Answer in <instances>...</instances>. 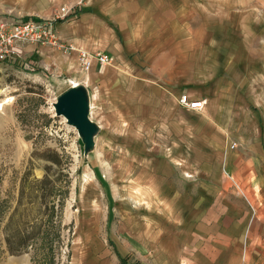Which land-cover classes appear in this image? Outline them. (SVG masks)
<instances>
[{"label": "rangeland", "instance_id": "1", "mask_svg": "<svg viewBox=\"0 0 264 264\" xmlns=\"http://www.w3.org/2000/svg\"><path fill=\"white\" fill-rule=\"evenodd\" d=\"M52 1L26 0L38 12L27 14L45 17L39 13L66 5L51 8ZM93 6L127 50L95 70L89 117L100 130L86 157L76 130L53 109L74 68L29 65L27 50L20 61L0 63V264H116L122 234L162 229L172 205L200 185L194 175L210 174L224 148L243 158L254 153L242 139L256 130L252 109L264 124V0ZM111 46L99 51L112 57ZM184 95L204 100V110L181 107ZM45 177L55 187L50 256L41 240L11 255L3 229L21 183Z\"/></svg>", "mask_w": 264, "mask_h": 264}, {"label": "crops", "instance_id": "2", "mask_svg": "<svg viewBox=\"0 0 264 264\" xmlns=\"http://www.w3.org/2000/svg\"><path fill=\"white\" fill-rule=\"evenodd\" d=\"M61 1L53 0L51 8L60 5ZM65 3L72 6L76 0H66ZM95 3L96 0H89L85 8L67 21L58 22L57 30L62 39L90 53L112 43L109 51L114 53V60H111L110 66L126 55L127 48L121 41L115 42L109 16L93 6ZM28 7L26 0H0V17L10 13L48 19L61 6L51 9L52 12L39 13L47 15L45 17L27 14L38 13ZM27 50L29 56L32 54L43 68L54 67L63 72L73 67L75 80L68 81L69 87L81 84L90 94L89 87L95 83L97 66L93 65L85 74L80 70L75 52L64 55L57 50L33 46L27 47ZM76 78L82 80L76 81ZM229 86L231 89L234 83L230 82ZM202 102L204 110L205 101ZM246 103L249 101L246 100ZM250 112L256 130L244 135L242 141L246 150L254 153L243 158L242 154H230L224 148V155L216 159L210 174L194 175L192 179L199 178L200 185L195 192L186 190L188 193H184L186 195L178 206L172 205L162 229L148 227L144 233L122 234V245L126 248L122 252L120 249L117 251L116 264H121L120 259L127 264L264 263V124L263 115L253 109ZM233 118L236 121L238 116ZM241 130L234 127L231 133H238L240 137Z\"/></svg>", "mask_w": 264, "mask_h": 264}, {"label": "built area", "instance_id": "3", "mask_svg": "<svg viewBox=\"0 0 264 264\" xmlns=\"http://www.w3.org/2000/svg\"><path fill=\"white\" fill-rule=\"evenodd\" d=\"M89 0H76L72 6H61L51 18L22 17L13 14L0 17V63L17 62L27 53V47H46L57 50L64 55L76 53L80 70L87 74L93 65L98 69L109 66L112 57L104 52L90 53L77 49L73 44L61 38L57 24L66 21L85 8ZM27 50V51H26ZM33 52V51H32ZM30 55L29 65H35L36 60ZM178 103L188 110L201 111L202 101H191L186 95L179 97ZM243 264H249L244 262Z\"/></svg>", "mask_w": 264, "mask_h": 264}, {"label": "trees", "instance_id": "4", "mask_svg": "<svg viewBox=\"0 0 264 264\" xmlns=\"http://www.w3.org/2000/svg\"><path fill=\"white\" fill-rule=\"evenodd\" d=\"M54 189L48 177L40 181H22L18 201L3 229L5 245L11 255L22 254L41 240L45 242L42 247L47 246V255L50 256L53 243L48 239V232L53 230ZM13 218H16L15 223H12ZM120 263L127 264L123 259Z\"/></svg>", "mask_w": 264, "mask_h": 264}, {"label": "water", "instance_id": "5", "mask_svg": "<svg viewBox=\"0 0 264 264\" xmlns=\"http://www.w3.org/2000/svg\"><path fill=\"white\" fill-rule=\"evenodd\" d=\"M57 117L65 119L67 125L74 128L83 144V155L86 157L94 149V138L99 133V126L92 122L90 114L89 93L85 86H70L58 96L53 103Z\"/></svg>", "mask_w": 264, "mask_h": 264}, {"label": "bare ground", "instance_id": "6", "mask_svg": "<svg viewBox=\"0 0 264 264\" xmlns=\"http://www.w3.org/2000/svg\"><path fill=\"white\" fill-rule=\"evenodd\" d=\"M75 85H77V84H74L73 86H75Z\"/></svg>", "mask_w": 264, "mask_h": 264}]
</instances>
